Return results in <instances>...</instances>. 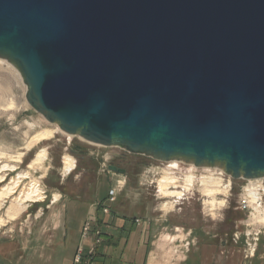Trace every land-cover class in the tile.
<instances>
[{"label":"water","instance_id":"water-1","mask_svg":"<svg viewBox=\"0 0 264 264\" xmlns=\"http://www.w3.org/2000/svg\"><path fill=\"white\" fill-rule=\"evenodd\" d=\"M0 58L67 134L264 177V0H0Z\"/></svg>","mask_w":264,"mask_h":264},{"label":"rangeland","instance_id":"rangeland-1","mask_svg":"<svg viewBox=\"0 0 264 264\" xmlns=\"http://www.w3.org/2000/svg\"><path fill=\"white\" fill-rule=\"evenodd\" d=\"M25 93L26 85L18 70L6 59L0 58V161L2 164L7 162L16 165L14 170L0 172V176L6 172L2 180L4 183L0 181V191L18 172L27 170L30 174L22 179L0 207V264H73L78 250L83 254V264H95L99 261L98 247L103 242L104 234H108L105 228L107 224L119 219L138 221L144 217L145 211H153L154 215L162 214L159 207L167 198L157 192L154 172L174 171L176 185L182 188L189 164L181 163V168H184L181 170L170 167L173 162L156 160L144 154L130 153L121 147L94 144L78 136L68 135L35 111L27 103ZM9 101L13 106L8 105ZM42 129L51 131L52 136L35 141V134ZM28 144L29 148L26 147ZM40 149L44 150L42 161L29 165ZM67 155L74 160V167L70 171L63 168V159ZM109 165L123 169L124 172L113 171L108 168ZM195 170L197 176L217 171L207 172L204 167ZM35 180L39 181L41 191L46 190V197L25 201L23 204L26 206L17 213L16 206L11 204L13 198L19 190L25 191L30 181ZM185 183L188 193L177 199L165 216L169 232L174 235L179 233L180 237L175 240L177 237L169 234L170 252H177L178 248L180 251L181 248L185 249L189 256L187 264H264V227L261 228L254 253L250 255L249 243L252 240L245 233L246 214L238 208L237 200L244 181L233 179L230 192H218V202L213 209L205 203L199 178L196 182ZM225 183L228 187L226 180ZM173 187L175 185L170 186ZM112 188L116 193H110ZM211 192L215 193L213 190ZM75 200L92 204L94 213L82 219L79 242L71 255H68L70 250L64 241L67 232V228H63L64 209ZM51 201H54L56 219L50 226L45 224L50 212L45 205ZM37 203H44L42 211L30 206ZM82 209L78 208L77 214ZM76 218L73 220L71 216L70 221L76 224ZM86 223H89L91 230L84 234L82 229ZM56 225L53 229L52 226ZM185 236L186 240L182 241L181 238ZM49 237L58 243L49 242L46 246L50 250L44 254L46 259H40V241H47ZM84 240H88L89 244ZM177 257L175 254L172 263L177 262Z\"/></svg>","mask_w":264,"mask_h":264},{"label":"crops","instance_id":"crops-1","mask_svg":"<svg viewBox=\"0 0 264 264\" xmlns=\"http://www.w3.org/2000/svg\"><path fill=\"white\" fill-rule=\"evenodd\" d=\"M38 152L29 165H35L34 162ZM156 190L159 194L167 198V200L162 203V207H159L162 214L154 215L153 211L151 213L145 211L144 217L138 221L119 219L117 222L107 224L105 228H107L108 234H104L103 242L98 247L99 261L95 264H178L179 262L187 264L186 260L189 259V256L186 254L185 249L182 250L181 248L180 251V248H178L177 252H170V248L168 247L170 245L169 240H171L169 238V234L171 237L176 236L177 238L175 240L180 238L178 236L179 233L174 235L169 232V226L165 217L170 207L164 206V204L176 201L175 196L163 195L158 189ZM53 202L54 201H51L50 204L47 203L45 205L46 209H50L49 217L45 220V224H49L50 226L56 219ZM43 205L44 203H37L30 206H35L38 211H42ZM78 208H83L80 214H77L79 212ZM93 213L94 208L92 207V204L85 202L83 203L75 200L71 205L65 206L63 228H67V232L65 231L64 241L65 244L68 245L66 248H69L70 250L68 255H71L74 246L79 242V232L81 229L80 224L82 219L88 215H92ZM71 216L73 220L77 216L76 219L78 222L76 224L74 221L73 223L70 221ZM57 226L58 225L54 227L52 226V228L54 229ZM73 229H75L74 233ZM41 236H43V234H41ZM186 236L181 238V240L185 241ZM193 237L195 238L196 236L194 235ZM87 241L88 240H84L85 243ZM49 242H53V244L58 243L56 239H53V237H49L47 241H40V244H42L40 245V250L38 251L40 253V259H46L44 254H46L47 250H50V248L46 246L50 244ZM175 254L178 255V260L177 262L172 263Z\"/></svg>","mask_w":264,"mask_h":264},{"label":"bare ground","instance_id":"bare-ground-1","mask_svg":"<svg viewBox=\"0 0 264 264\" xmlns=\"http://www.w3.org/2000/svg\"><path fill=\"white\" fill-rule=\"evenodd\" d=\"M1 59H3V58H1ZM11 100H13V99H11ZM8 105L11 107V106H13V103L9 101ZM9 106H8V108H9ZM52 124H55V123H52ZM58 129H59V127H58ZM68 135H71V134H68ZM51 136H52V132L51 131L46 130V129H42V130H39L35 134L34 138H35V141H40V140L48 139ZM32 141H33V139H32ZM90 143H92V142H90ZM94 144H96V143H94ZM99 145H101V144H99ZM26 147L29 148V144ZM43 156H44V150H41L40 152H38V155H37V157L35 159V162H39V161L41 162ZM17 158H19V157H17ZM165 162H168V163L169 162H173L172 164H170V167H175L177 169L180 168L181 170L184 169V168H181V166H180L181 163L185 164V162L182 161V160L174 159V160H169V161H165ZM0 164H1L0 165V172L1 171H5V170H10L11 171V170H14L16 168L15 164H11V163L7 164V162L6 163L3 162V164H2L1 161H0ZM63 164H64V166H63L64 170L65 171H70L74 167V160H73V158L71 156H68V155L64 156ZM185 165H188L190 168H189V172L187 174H184L185 177L183 178L184 185H182L181 189L184 190V193H183V191L181 189L178 188V186L176 185V181L173 178L176 173L174 171H169V170H161V171H158V172H154V173H156V176H155V179H154L155 180V184H156L155 188L158 189L163 195H173V196H175V200H177V199H179V197L181 195H184V194L188 193L187 187H186L187 184L185 183V181H187V182H190V181L194 182L195 181L196 182V180L199 178L200 186H202L201 190L204 192L203 194L205 195V199H204L205 203L207 204V206L210 209H213L214 206H216L217 202H218V198H217L218 192H220V191L225 192L227 190V193H228V189H229L228 181H226L228 183V187H227V184L225 183V180L223 181V176L219 175L216 172H213L210 175L197 176V175L194 174V173H197V171L195 170L196 167L192 163H187ZM205 167H208V166H204V171L206 170L207 172L215 170V169H207V168L205 169ZM210 168H215V167H210ZM187 169H188V167H187ZM216 169H217V167H216ZM5 174H6V172L3 175L0 176V181L1 182H2L3 177H4ZM15 175L16 176L14 178H10V180L8 182H6V184H4L2 186V188H1V191H0V207L3 204V202L5 201V198L7 196H9L10 193H13L15 191L16 187L18 185H20L19 183L22 181V179L23 178H27V177L30 176V174H29V172L27 170L20 171V172H18ZM206 177H207V179H205ZM31 179H35V178H31ZM252 179H254V178H249V180H252ZM38 182L39 181H36V180L35 181H30V184L28 185V187H26L25 191L24 190H19L20 192L18 193V195L15 193L17 196H15L13 198V200H12L13 202L11 204H14L16 206L17 213H20L23 210L22 208L24 206H26V205L23 204L25 201H28V200L29 201L41 200L42 197H44V196H42V193H41L42 191H41V189L39 187V183ZM2 183H4V182H2ZM171 185H175V187L170 188ZM212 190L215 193H212L211 192ZM54 197L56 198L57 195L55 194ZM55 198H53V199H55ZM174 202H176V201H174ZM174 202L171 201L170 203H165L164 206L171 207L172 204L174 205ZM257 217L260 218V220H259L260 222L264 221V217L262 219L261 215H258Z\"/></svg>","mask_w":264,"mask_h":264},{"label":"built area","instance_id":"built-area-1","mask_svg":"<svg viewBox=\"0 0 264 264\" xmlns=\"http://www.w3.org/2000/svg\"><path fill=\"white\" fill-rule=\"evenodd\" d=\"M195 166V165H194ZM197 168V166H195ZM199 168V167H198ZM216 168V167H215ZM219 175L228 181L229 189L231 191L233 185V178L226 174L221 168L215 169ZM244 183L240 187V194L238 196V208L241 209L246 214L245 226H246V236L250 237L252 240L250 245V255L254 253L256 248V241L259 240L261 234V228L264 227V221L260 222L258 215L261 218L264 217V177L254 178L252 180L242 179ZM192 192V191H191ZM111 194L116 193L114 188L110 191ZM43 199L46 197L47 193L45 189H42ZM106 211V210H105ZM83 233L86 234L91 230L89 223L83 226ZM237 236V235H236ZM83 254L81 250H78L74 256L73 264H83L82 261Z\"/></svg>","mask_w":264,"mask_h":264},{"label":"flooded vegetation","instance_id":"flooded-vegetation-1","mask_svg":"<svg viewBox=\"0 0 264 264\" xmlns=\"http://www.w3.org/2000/svg\"><path fill=\"white\" fill-rule=\"evenodd\" d=\"M126 170V169H125Z\"/></svg>","mask_w":264,"mask_h":264}]
</instances>
